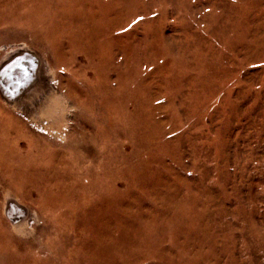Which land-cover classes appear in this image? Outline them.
<instances>
[{
	"label": "rangeland",
	"instance_id": "obj_1",
	"mask_svg": "<svg viewBox=\"0 0 264 264\" xmlns=\"http://www.w3.org/2000/svg\"><path fill=\"white\" fill-rule=\"evenodd\" d=\"M25 56L0 264H264V0H0V73ZM37 69L57 134L10 105Z\"/></svg>",
	"mask_w": 264,
	"mask_h": 264
},
{
	"label": "bare ground",
	"instance_id": "obj_2",
	"mask_svg": "<svg viewBox=\"0 0 264 264\" xmlns=\"http://www.w3.org/2000/svg\"><path fill=\"white\" fill-rule=\"evenodd\" d=\"M20 53L21 52H18V54ZM24 58L29 59L27 58V56L22 57L18 60L16 65L14 64L12 66L13 68L11 67V69L8 71H5L4 69V71L2 70L0 73V76L2 77L4 83V90H6L5 88H7V90L9 89L14 99H18L23 94L26 88V86L22 88V84H19V82H22L23 78L20 76V73L27 72L28 63L27 60L23 61ZM4 63H6V61ZM45 72L46 73L42 74V72L40 73L38 69L35 70V78L36 76H38V78L35 81L34 87L28 94L24 96V98L20 102H14L10 105L14 109L19 110L20 112H24L33 127L45 128L49 130L50 133L57 134L59 132L56 127L60 126V123L62 122L67 123L68 115L72 111V105L70 104L68 99H66L64 95H62V93L54 89V87L50 84V81L47 83L44 82L48 79L49 74L47 70ZM43 82L47 85L46 88L44 87L45 85L43 84ZM14 89L15 91L13 92ZM41 92H45L44 97L39 102V105L36 107L35 111L34 109L31 110L28 107H24V105H27L29 102H31V100ZM40 117L45 118L40 120ZM7 198L10 199V197ZM9 208V204L7 202L5 211L8 212ZM23 222L24 220L20 222L13 221V229L17 232L23 231Z\"/></svg>",
	"mask_w": 264,
	"mask_h": 264
},
{
	"label": "snow or ice",
	"instance_id": "obj_3",
	"mask_svg": "<svg viewBox=\"0 0 264 264\" xmlns=\"http://www.w3.org/2000/svg\"><path fill=\"white\" fill-rule=\"evenodd\" d=\"M157 103H161L160 101H157Z\"/></svg>",
	"mask_w": 264,
	"mask_h": 264
}]
</instances>
